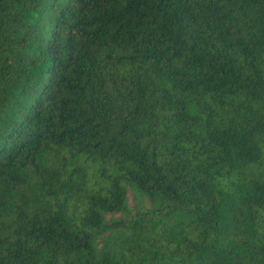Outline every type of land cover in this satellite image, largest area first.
<instances>
[{
  "label": "trees",
  "instance_id": "1",
  "mask_svg": "<svg viewBox=\"0 0 264 264\" xmlns=\"http://www.w3.org/2000/svg\"><path fill=\"white\" fill-rule=\"evenodd\" d=\"M0 264H264V0H0Z\"/></svg>",
  "mask_w": 264,
  "mask_h": 264
},
{
  "label": "rangeland",
  "instance_id": "2",
  "mask_svg": "<svg viewBox=\"0 0 264 264\" xmlns=\"http://www.w3.org/2000/svg\"><path fill=\"white\" fill-rule=\"evenodd\" d=\"M155 205V202L149 199L145 194L138 191L134 186L129 184L127 192L128 210L126 212L109 213L107 214L106 219H131L135 215V212L139 206H142L144 209H152ZM177 217H181V215H177ZM106 235L107 233L98 234L95 242L97 250L103 246Z\"/></svg>",
  "mask_w": 264,
  "mask_h": 264
}]
</instances>
